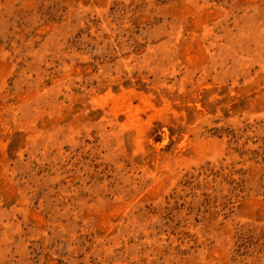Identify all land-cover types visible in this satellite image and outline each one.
Masks as SVG:
<instances>
[{
  "label": "rangeland",
  "instance_id": "rangeland-1",
  "mask_svg": "<svg viewBox=\"0 0 264 264\" xmlns=\"http://www.w3.org/2000/svg\"><path fill=\"white\" fill-rule=\"evenodd\" d=\"M0 264H264V0H0Z\"/></svg>",
  "mask_w": 264,
  "mask_h": 264
}]
</instances>
